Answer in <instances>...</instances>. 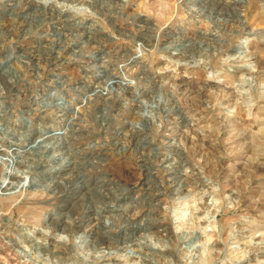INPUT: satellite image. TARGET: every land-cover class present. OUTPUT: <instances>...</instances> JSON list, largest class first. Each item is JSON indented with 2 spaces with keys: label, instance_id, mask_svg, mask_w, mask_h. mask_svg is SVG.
<instances>
[{
  "label": "rangeland",
  "instance_id": "obj_1",
  "mask_svg": "<svg viewBox=\"0 0 264 264\" xmlns=\"http://www.w3.org/2000/svg\"><path fill=\"white\" fill-rule=\"evenodd\" d=\"M12 153L32 183L0 203V264H245L264 0H0V184Z\"/></svg>",
  "mask_w": 264,
  "mask_h": 264
},
{
  "label": "bare ground",
  "instance_id": "obj_2",
  "mask_svg": "<svg viewBox=\"0 0 264 264\" xmlns=\"http://www.w3.org/2000/svg\"><path fill=\"white\" fill-rule=\"evenodd\" d=\"M137 53H143V50L140 48V49H137V52H136V54ZM245 54H239L238 53V55L236 54L234 57L235 58H238V59H240V61H243V59L242 58H245V57H243ZM143 56V55H142ZM228 62V61H227ZM236 62V61H235ZM226 64V63H225ZM110 66V65H109ZM245 70V69H244ZM246 70H251V71H254L255 70V67H252V66H248L247 65V67H246ZM246 72V71H245ZM222 73V72H221ZM254 74V73H253ZM248 75V74H247ZM113 79H116L119 83V85H123V83H126V82H128V80H129V82H130V79H128L127 78V76H125L124 75V73H123V69H119V74L117 75V76H114V78H112V79H110V81H112ZM108 133V132H107ZM9 136V135H8ZM41 138V137H40ZM40 138H38V139H40ZM37 139V140H38ZM33 142H35V141H33ZM36 143V142H35ZM34 143V144H35ZM32 144V143H31ZM9 150H10V148H9ZM7 155V154H6ZM16 156H17V153H12L11 154V158H5L4 159V164H3V161H2V167H3V180L1 181V184H0V191L1 192H8L7 194H3V195H5V197H2V198H0V203H2V204H14V202H16V201H14V199H15V197L17 196V195H20L21 193L23 194V192H24V190H26L25 188H26V186L28 187V186H30L31 185V183H32V176L31 175H26L25 173L23 174V176H22V179L20 180L19 179V181H18V183L16 184V186H15V184H13L12 183V180L14 179L15 180V178H17V174L15 173V166H16ZM48 162V161H47ZM212 191V190H211ZM214 192V191H213ZM216 192V191H215ZM203 194V193H202ZM216 194V193H215ZM204 195V194H203ZM214 196V195H213ZM202 197V196H201ZM201 199V198H200ZM230 200H232V199H230ZM9 202V203H8ZM203 203V202H202ZM231 203V202H230ZM201 204V203H200ZM8 205V206H9ZM234 205V200H233V203H231V206H233ZM7 206V205H6ZM13 206V205H12ZM191 207V206H190ZM202 207H203V205H202ZM210 207L212 208V209H215V208H217V201L215 200V199H213V200H211V202H210ZM1 208V207H0ZM204 208V207H203ZM210 208V209H211ZM211 209V210H212ZM187 210V209H186ZM194 210V209H193ZM210 210V211H211ZM217 210V209H216ZM184 211V210H183ZM182 211V212H183ZM209 211V212H210ZM213 211V210H212ZM215 211V210H214ZM180 212V211H179ZM216 212V211H215ZM187 213H188V211H187ZM214 213V212H213ZM175 215H176V213H175ZM191 215V214H190ZM214 215V214H213ZM212 215V216H213ZM216 215V214H215ZM215 215L212 217L213 218V220H214V218H215ZM188 216V215H187ZM2 219V215H0V224H1V220ZM178 220V219H177ZM184 221H186V220H182V222H184ZM211 222V221H210ZM178 226V225H177ZM232 229V228H231ZM49 232L50 231H46V233H47V235L49 234ZM82 234V233H81ZM178 238V237H177ZM241 239V238H240ZM60 241H61V239H60ZM62 242V241H61ZM67 242V241H66ZM179 242V241H178ZM248 246H252V247H254V248H251V249H249V251L247 252V259H246V263L245 264H250V263H252V262H259V261H262V260H264V249H261V248H259V246L260 245H251V241L249 242V243H246ZM261 245H264V243L261 241ZM209 248V247H208ZM182 251V250H181ZM106 252V251H105ZM208 254L210 253V251L209 252H207ZM207 254V255H208ZM50 258V257H49ZM31 259V258H30ZM75 261V260H74ZM137 261V260H136ZM226 261H224V263H225ZM150 264V263H149Z\"/></svg>",
  "mask_w": 264,
  "mask_h": 264
}]
</instances>
